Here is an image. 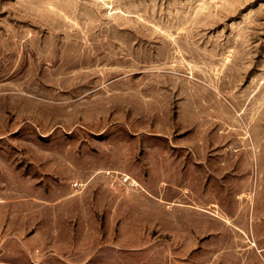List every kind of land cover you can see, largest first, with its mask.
I'll return each instance as SVG.
<instances>
[{"label": "rangeland", "instance_id": "obj_1", "mask_svg": "<svg viewBox=\"0 0 264 264\" xmlns=\"http://www.w3.org/2000/svg\"><path fill=\"white\" fill-rule=\"evenodd\" d=\"M222 218L264 220V0H0V264H193Z\"/></svg>", "mask_w": 264, "mask_h": 264}, {"label": "crops", "instance_id": "obj_2", "mask_svg": "<svg viewBox=\"0 0 264 264\" xmlns=\"http://www.w3.org/2000/svg\"><path fill=\"white\" fill-rule=\"evenodd\" d=\"M224 222H227V220L222 218V222L217 221L213 224L214 231H210L205 234L209 236L203 240V234L201 233L200 226H197V222L195 221L194 227L199 229H195V232H193L195 245L189 248L179 247L178 252L180 254L190 255L191 261L194 262L193 264H211L201 262L202 253L204 251H208L211 255H219L220 257L217 264H264V235H259L255 233L254 230V227L257 226L264 227V220H261V222L256 226L254 225L257 221L252 222L251 220L250 227L249 225L235 224L232 228L227 226ZM10 223L12 224V222ZM245 231L248 233L251 231L250 235L253 243L255 244L254 247H249L248 243L243 238L242 235ZM186 234L187 232L183 230V232L179 233V236L185 237ZM213 241H216V243L213 244ZM249 241L250 240H248V242ZM25 246L26 244H23L24 248ZM105 249L107 248H104V252ZM108 250L112 251L113 254H123V252L126 251L119 246ZM145 251L147 253V249ZM183 263L187 264L186 262Z\"/></svg>", "mask_w": 264, "mask_h": 264}, {"label": "bare ground", "instance_id": "obj_3", "mask_svg": "<svg viewBox=\"0 0 264 264\" xmlns=\"http://www.w3.org/2000/svg\"><path fill=\"white\" fill-rule=\"evenodd\" d=\"M179 3V2H178ZM201 9V8H200ZM195 10V8L193 9V11ZM202 10H205V9H202ZM121 11V10H120ZM112 12V11H111ZM116 12H119V11H116ZM122 12V11H121ZM133 185H135V186H139V184L136 182V181H134L133 180Z\"/></svg>", "mask_w": 264, "mask_h": 264}]
</instances>
